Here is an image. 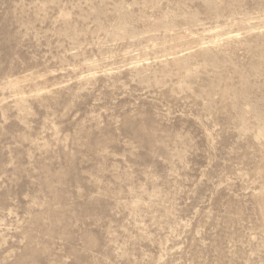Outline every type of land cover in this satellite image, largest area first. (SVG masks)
Here are the masks:
<instances>
[{
    "label": "rangeland",
    "instance_id": "374dc122",
    "mask_svg": "<svg viewBox=\"0 0 264 264\" xmlns=\"http://www.w3.org/2000/svg\"><path fill=\"white\" fill-rule=\"evenodd\" d=\"M0 264H264V0H0Z\"/></svg>",
    "mask_w": 264,
    "mask_h": 264
}]
</instances>
